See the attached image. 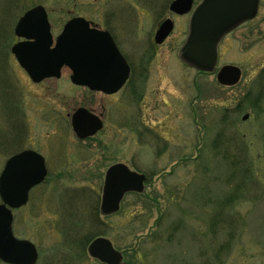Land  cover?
<instances>
[{
	"label": "rangeland",
	"instance_id": "1",
	"mask_svg": "<svg viewBox=\"0 0 264 264\" xmlns=\"http://www.w3.org/2000/svg\"><path fill=\"white\" fill-rule=\"evenodd\" d=\"M125 4L0 0V172L24 149L37 150L48 166L45 181L13 212L14 236L35 245L36 264H101L87 254L93 235L109 239L126 264L263 263L264 85L256 82L264 81V11L255 31L241 28L219 43L217 68L242 69L239 83L226 88L178 58L189 14L121 12ZM36 5L47 10L53 37L73 16L130 34L119 46L133 66L125 88L114 96L89 92L70 82L67 68L58 80L31 83L10 49L16 22ZM166 16L175 26L165 41H143ZM80 106L104 116L93 138L80 140L71 129ZM114 163L145 173L146 189L102 216L104 173ZM79 210L85 249L65 248L63 231Z\"/></svg>",
	"mask_w": 264,
	"mask_h": 264
},
{
	"label": "water",
	"instance_id": "2",
	"mask_svg": "<svg viewBox=\"0 0 264 264\" xmlns=\"http://www.w3.org/2000/svg\"><path fill=\"white\" fill-rule=\"evenodd\" d=\"M257 1L202 0L190 17L186 39L178 52L179 59L199 71H214L220 40L255 15ZM183 3L186 0H175L171 9L183 14L188 9L187 4L185 9L181 7ZM172 28V21L165 20L156 32L155 42L162 43ZM14 31L18 37L32 40L15 44L11 51L34 82L59 77L61 68L67 66L72 72V83L111 94L128 78L129 66L109 33L90 28L81 17L67 21L54 44L42 6L27 11ZM239 76L238 68L223 66L216 80L222 85H232ZM71 126L75 135L84 139L93 136L102 123L86 109L78 108L72 115ZM46 173L44 158L31 150L15 154L5 162L0 174V259L5 263L35 264L37 261L34 244L13 236L11 209L27 202L29 190L41 183ZM145 179L144 174L130 170L125 164L110 166L104 177L100 213L117 212L125 193L144 190ZM87 251L105 264H124L122 253L104 237L94 239Z\"/></svg>",
	"mask_w": 264,
	"mask_h": 264
},
{
	"label": "flooded vegetation",
	"instance_id": "3",
	"mask_svg": "<svg viewBox=\"0 0 264 264\" xmlns=\"http://www.w3.org/2000/svg\"><path fill=\"white\" fill-rule=\"evenodd\" d=\"M175 0H125V6H122L121 8H120V10H121V12H123V10H125L126 12L127 11H129V13H131L132 11H135V12H137V11H139V10H143V11H148V12H150V13H158V14H163V13H166V12H169L170 14H172V15H174V16H184V15H188L189 14V17H190V14L192 13V11L197 7V5L202 1V0H186V3H183V5L184 6H181V7H184L183 9H185L186 7L185 6H187L188 5V9H186L187 11H185V13H183L182 15H179V14H177V13H175V12H173L172 10H171V5H172V3L174 2ZM187 1H188V3H187ZM258 2V4H257V9H256V13H255V15L251 18V19H249V20H247V21H245V22H243L242 24H240L238 27H236L235 29H233L231 32H229V33H227L223 38H222V40L223 39H225V38H227V37H229L233 32H236L237 30H239V29H241V28H247L248 30L249 29H252V31H255V29L259 26V24L257 23V20L259 19V16H260V13H261V11L263 10L264 11V0H258L257 1ZM185 4H187V5H185ZM118 8V9H119ZM31 9V8H30ZM25 13V12H24ZM23 13V14H24ZM67 13H69V11H67ZM125 13V12H124ZM22 14V15H23ZM46 14H47V19H48V12H47V10H46ZM80 17H82V16H80ZM20 18V17H19ZM72 18V17H71ZM85 20H87L89 23H90V25L92 26V27H95V28H97V29H100V30H104V31H107L109 34H110V36L112 37V39H113V41L115 42V44L117 45V47L119 48V46L121 45V41H122V39H121V37H128V36H130V34H129V31H128V34L129 35H127V33L125 32V34L122 32L121 34H119V31H117L115 28H113L112 26H109V25H102V26H98L96 23H94V22H92L91 20H88L87 18H85V17H83ZM70 19V18H69ZM69 19H67L66 21H68ZM165 19H171L172 20V22H173V28H174V26H175V23H174V19L172 18V17H170V16H166V17H162V18H159V20H158V22H157V25H156V27H152L151 29H147L146 31H147V33H146V35H143L142 36V39H144L143 41H147V42H150V40L152 41V44H153V46L154 47H156L157 46V44L154 42V36H155V33H156V31H157V29H158V27L160 26V24H161V22L162 21H164ZM189 19V18H188ZM65 21V22H66ZM187 23H188V21H187ZM64 25V24H63ZM63 27V26H62ZM62 29V28H61ZM128 29H126V31H127ZM130 30V29H129ZM150 31V32H149ZM152 32H154V35H153V38H150L151 37V34H152ZM50 33L52 34V28H51V24H50ZM145 34V33H144ZM52 36H53V34H52ZM57 36V35H56ZM55 36V37H56ZM16 37V36H15ZM24 39L23 38H18V37H16V41H15V43H17V42H20V41H23ZM120 49V48H119ZM121 50V49H120ZM121 52H122V50H121ZM123 53V52H122ZM124 54V53H123ZM124 57H125V59H126V62H127V64H128V66H129V69H130V73H129V77H128V80L126 81V83L130 80V79H132V75H133V66H132V63H131V61L126 57V55L124 54ZM224 65H234V64H224ZM234 66H236V67H238V69L240 70V79H239V81L241 80V78H242V69H241V67H239V66H237V65H234ZM61 76V75H60ZM60 76L58 77V78H54V77H50V78H45V79H43V80H41V81H39L38 83H35V82H33L29 77V80H30V82L31 83H33V84H35V85H37V84H39V85H41L42 83H44V82H46V81H49V80H52V79H54V80H58L59 78H60ZM239 81H238V83H239ZM126 83L122 86V88L119 90V91H117L116 93H114V94H104L103 92H100V91H90L87 87H82V86H76V85H74L75 87H78V88H82V89H84V90H87V91H89V92H95V93H101V94H104V95H108V96H114V95H116L117 93H119L121 90H123L124 88H125V85H126ZM237 83V84H238ZM264 85V81H263V79L261 80H258L257 82H256V87L258 86V87H261V86H263ZM234 86V85H233ZM233 86H224V87H228V88H230V87H233ZM132 92V91H131ZM259 93H261L260 91H259ZM78 108H84V109H86V110H88L90 113H92L93 115H95L96 117H98V119H100V121H101V123H102V127H101V129L98 131V133L104 128V119H103V114L102 113H96L95 112V110L94 109H92V108H90V107H84V106H80V107H78ZM75 111V110H74ZM15 117H18L19 116V114L18 115H14ZM247 117H248V115H247ZM19 119H22L21 118V115H20V118ZM245 119H247V118H243V120H245ZM4 126V125H3ZM98 133H96V135L98 134ZM96 135H94V136H96ZM93 136V137H94ZM93 137H89V138H93ZM86 139H88V138H86ZM85 140V139H84ZM24 150H33V151H35V152H37V150H34V149H24ZM24 150H21V151H24ZM21 151H19V152H16L15 154H17V153H20ZM38 153V152H37ZM40 154V153H39ZM40 155H42V154H40ZM43 156V155H42ZM43 158H44V163H45V167H46V170H47V173H48V169H47V161H46V159H45V157L43 156ZM46 173V174H47ZM31 191V190H30ZM30 191H29V193H28V200H29V195H30ZM261 264H264V262L263 263H261Z\"/></svg>",
	"mask_w": 264,
	"mask_h": 264
},
{
	"label": "trees",
	"instance_id": "4",
	"mask_svg": "<svg viewBox=\"0 0 264 264\" xmlns=\"http://www.w3.org/2000/svg\"><path fill=\"white\" fill-rule=\"evenodd\" d=\"M81 196V195H80ZM81 199V198H80ZM80 199H78V201L80 200ZM71 201V200H70ZM72 201H75L74 200V198H73V200ZM73 203H75V202H73ZM79 209V208H78ZM94 209H97V206H95V208ZM82 210H79V212H77L76 211V213H78V214H75V212L74 213H72V214H74V217H75V219H74V222H71V220H68V222L70 223L71 222V226L70 227H68L66 230H64L63 232L64 233H68V234H65V235H63V237H62V239H63V244L62 245H64L65 246V248H71V249H75V250H77V249H79L80 250V247H81V249H85V247L84 246H86V243H85V245L83 246L82 244V239H83V241L85 240V238L84 237H80V235H78L76 232H77V230L78 229H80V227L82 226V227H84V219L86 218V217H83L84 215H83V213H80ZM82 216V217H81ZM91 217V216H90ZM93 217V216H92ZM91 217V218H92ZM77 218H78V221H77ZM68 219H69V217H68ZM87 220V219H86ZM77 221V222H76ZM74 224V225H73ZM92 227L95 229V227H94V224H92ZM64 228H65V226H64ZM94 236V235H93ZM90 236L89 238V240L88 241H91V240H93L96 236ZM99 236V235H98Z\"/></svg>",
	"mask_w": 264,
	"mask_h": 264
}]
</instances>
